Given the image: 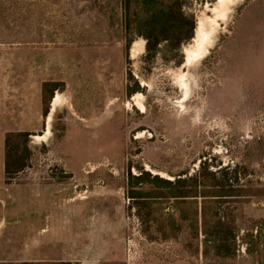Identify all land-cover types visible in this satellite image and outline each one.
<instances>
[{
	"label": "rangeland",
	"instance_id": "rangeland-1",
	"mask_svg": "<svg viewBox=\"0 0 264 264\" xmlns=\"http://www.w3.org/2000/svg\"><path fill=\"white\" fill-rule=\"evenodd\" d=\"M80 1L87 43L40 48L68 75L31 77V107L39 87L55 107L0 142V264H264V0H181L179 30L150 47L142 0ZM140 173L209 194L205 223L130 197L153 187ZM202 226L230 233L232 255L204 249Z\"/></svg>",
	"mask_w": 264,
	"mask_h": 264
},
{
	"label": "crops",
	"instance_id": "crops-1",
	"mask_svg": "<svg viewBox=\"0 0 264 264\" xmlns=\"http://www.w3.org/2000/svg\"><path fill=\"white\" fill-rule=\"evenodd\" d=\"M80 2L0 0V46H22L21 52H13L12 47L0 48L3 51L0 53V142L9 132L36 131L41 119L55 107L56 97L50 103L47 114H43L42 87L38 89V105L31 107V77L68 75L46 73L41 62L60 60L52 56L60 49L54 48L55 51H49L44 56L40 48L42 45H71L77 41L87 43L88 22L80 26L75 19ZM32 46H39V49Z\"/></svg>",
	"mask_w": 264,
	"mask_h": 264
},
{
	"label": "trees",
	"instance_id": "trees-1",
	"mask_svg": "<svg viewBox=\"0 0 264 264\" xmlns=\"http://www.w3.org/2000/svg\"><path fill=\"white\" fill-rule=\"evenodd\" d=\"M181 0H142V4L144 5V15L142 19L138 20L139 27L141 28L140 35H143L146 39V47H150L151 44H154L158 39L169 40L171 39V33H174L176 30H179V22L180 17H183V12L181 11ZM126 4L130 3V0H125ZM129 15V14H128ZM126 28L129 29L130 22H126ZM144 29V30H143ZM194 32V23L191 22V26L189 28V34L187 38H192ZM155 35V36H153ZM155 39L152 40L151 38ZM134 41V40H133ZM132 41V42H133ZM129 43V40H128ZM46 85V82H45ZM57 89V87H54ZM44 103L46 107L44 108L43 114L46 115L49 109V99L44 98ZM30 133L28 132H9L6 133L5 136V148L11 149L10 142L12 137L22 138L24 137V141H27ZM13 148V146H12ZM5 170L8 173L9 164L8 160L5 162ZM17 171V170H16ZM148 173H140L136 176H130V182L133 181L135 185L141 186L145 182H149L152 184L150 190H143L142 187L138 189L131 187L128 194L132 198L139 199L138 201H143V203H153L146 201H157L161 197L165 198H174L176 203H181L182 207L186 204V207L190 209L191 213L194 215V220H198V216L201 217L202 223H205V215L211 209L210 201L211 199L207 198L210 195L205 194L203 191H199L197 186L195 185L192 188L187 190H181L179 187L172 183L171 180L159 177L157 175L149 176ZM132 186V185H131ZM202 196V201L200 206L197 205L196 198ZM187 211L183 210V213L186 214ZM219 222V221H218ZM171 220L166 218L165 225L168 226L171 224ZM199 229L195 230V234L198 236ZM201 231L207 236L202 241V246L204 249L209 246L211 247L217 256L221 255L223 257H229L232 255L234 249V237L232 235H226V233L219 234L214 232L213 234H208L206 230H203V226ZM254 235H251L253 239H257L260 235V228L256 226ZM246 251L249 252V248L246 245ZM30 264V263H28Z\"/></svg>",
	"mask_w": 264,
	"mask_h": 264
},
{
	"label": "bare ground",
	"instance_id": "bare-ground-1",
	"mask_svg": "<svg viewBox=\"0 0 264 264\" xmlns=\"http://www.w3.org/2000/svg\"><path fill=\"white\" fill-rule=\"evenodd\" d=\"M225 0H221V2L223 3ZM204 49V46H201L200 48H198L197 50V54H200V52Z\"/></svg>",
	"mask_w": 264,
	"mask_h": 264
}]
</instances>
